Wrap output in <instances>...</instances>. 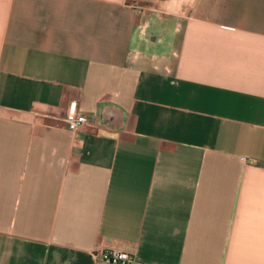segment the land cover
I'll use <instances>...</instances> for the list:
<instances>
[{
    "label": "crops",
    "instance_id": "0c3cea01",
    "mask_svg": "<svg viewBox=\"0 0 264 264\" xmlns=\"http://www.w3.org/2000/svg\"><path fill=\"white\" fill-rule=\"evenodd\" d=\"M97 248L264 264V0H0V264Z\"/></svg>",
    "mask_w": 264,
    "mask_h": 264
},
{
    "label": "built area",
    "instance_id": "2783aa9c",
    "mask_svg": "<svg viewBox=\"0 0 264 264\" xmlns=\"http://www.w3.org/2000/svg\"><path fill=\"white\" fill-rule=\"evenodd\" d=\"M66 123L69 131L74 132L88 123L86 116L78 114L74 107L66 113ZM91 258L95 264H130L131 255L126 251L97 248L91 251Z\"/></svg>",
    "mask_w": 264,
    "mask_h": 264
}]
</instances>
